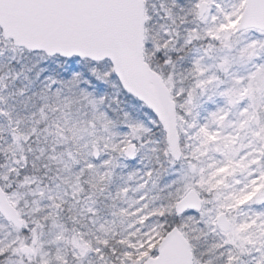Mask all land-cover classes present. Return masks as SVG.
<instances>
[{"label": "snow or ice", "instance_id": "obj_1", "mask_svg": "<svg viewBox=\"0 0 264 264\" xmlns=\"http://www.w3.org/2000/svg\"><path fill=\"white\" fill-rule=\"evenodd\" d=\"M0 264H264V0H0Z\"/></svg>", "mask_w": 264, "mask_h": 264}]
</instances>
